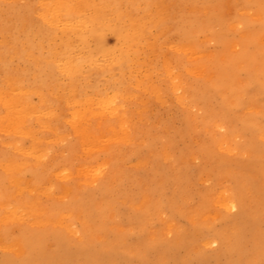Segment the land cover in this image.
<instances>
[{
    "label": "rangeland",
    "instance_id": "obj_1",
    "mask_svg": "<svg viewBox=\"0 0 264 264\" xmlns=\"http://www.w3.org/2000/svg\"><path fill=\"white\" fill-rule=\"evenodd\" d=\"M55 1L0 0V27L3 25L12 29L0 33V45L6 43L8 36L16 37L29 26L34 30L39 25L44 6H50ZM139 4L143 8V1ZM189 6L204 8L203 13L187 12L186 8ZM148 7L144 16L153 15L156 20L158 16L155 12H161L167 14L168 18L159 26L150 27L146 34L149 45L142 44L136 56L130 55L134 62L131 72L133 80L126 85L139 87L124 98L122 110L133 119L140 117L141 120L137 137L125 150V161L119 162L115 168L112 167L114 171H107L95 182L78 184L75 192L64 197L56 196L57 202L45 201V205H52L54 212L62 209L79 214L82 241L95 252L109 249L117 238V229L133 225L126 219L129 217L134 220L132 214L136 207L139 208L136 194L144 193L150 202L161 205L158 212L164 217L179 227L188 228L192 226L186 215H205L200 195L206 189L229 185L233 177L257 180L255 184L264 181V171H260L264 167V139L259 137V134L264 135V90H260L261 83L264 86V0H151ZM122 11L126 9L122 8ZM142 14L141 12L140 16ZM254 15L262 20L253 21L251 16ZM15 27L19 28L17 33L13 31ZM33 32L32 40L42 46L40 52L36 53L41 59L46 57L48 45L53 47L62 34L58 29L55 39L46 41L42 32L37 29ZM231 42L237 45L236 55L228 49ZM88 44L93 49L97 42L89 39ZM121 45L113 31L103 33L104 49L116 52ZM186 45H195L205 53L223 54V59L219 61L215 56L204 55L202 62L206 67V74L212 75L211 72H214V78L207 80L198 75L189 76L186 77V83H180L175 91L172 83L176 80V74L180 73L175 65V58L183 57L182 51ZM15 68L27 79L31 77L27 71V63L18 61ZM1 74L0 69V76ZM224 77L231 79L230 83L224 85ZM146 79H149L148 85L156 90L155 95L143 88L142 81ZM23 84L30 86L33 83ZM79 84L85 92L82 97L69 90L67 83L56 87L58 89L55 94L65 99L64 106L53 98L40 103L37 96H32V103L38 110L37 115L52 116L55 127L62 130L65 126L60 124V119L67 118L74 111L86 113L89 105L81 98L101 100V97L95 96L94 89L90 88L92 83ZM96 91L100 95H111L105 84L98 86ZM180 92L189 94L190 101L186 105L179 106L175 99V95ZM224 106L229 113L224 111ZM99 107L105 112L102 103ZM212 120L225 124L228 131H236L239 135L234 140L235 153L224 155L211 150L208 145L209 133L202 124ZM40 136L41 134H37V137ZM44 141L52 143L51 161L62 166L61 171L63 166L72 168L79 161L88 163L96 159L100 164L104 159L100 154L92 157L93 152L86 151L85 146L75 154V148L70 149V138L60 143V140H55L49 134ZM66 142L70 143L68 149L64 147ZM14 146H18L20 150L15 151ZM161 151L167 154L166 160L156 156ZM29 152V139L21 133L13 128L0 131V194L9 193L10 197L13 195V188L5 181L2 173V167L10 161H17L22 165L25 178L35 174V179L44 184L43 188H49L50 179L54 181V177L46 180L49 169L41 170L33 165ZM110 179L114 181L111 183ZM78 197H83L81 202H77ZM173 199L177 204H170ZM19 210L21 212L15 213L11 222L1 225L5 235L0 242V261L10 259L15 264H21L26 254L32 255V247L23 236V233H27L33 236L43 255L48 258L49 262L46 264H53V261H57L55 264H83L82 259L78 263L77 258L64 262L62 257L65 256L59 255L61 251L57 252L60 250L59 243L74 253L80 243L71 239L59 227L37 228L34 226V217L24 214L22 208ZM237 211L238 207L228 216ZM149 219L152 224L155 223L152 218ZM225 225V219L215 220L205 227V231L211 234ZM14 241L22 244L19 254L10 247ZM135 241V234L127 235V246H133ZM221 248L218 241L205 251L212 256ZM184 254L185 249L179 248L175 259H180ZM131 259L134 264H138L137 257L133 256ZM220 262L212 256L204 264Z\"/></svg>",
    "mask_w": 264,
    "mask_h": 264
},
{
    "label": "bare ground",
    "instance_id": "obj_2",
    "mask_svg": "<svg viewBox=\"0 0 264 264\" xmlns=\"http://www.w3.org/2000/svg\"><path fill=\"white\" fill-rule=\"evenodd\" d=\"M141 1L145 5L143 8H140ZM150 2L151 0H56L50 6H44L39 25L34 30L29 26L16 37L8 36L6 43L0 45V131L13 128L29 139V153L32 155L33 165L41 170L49 169L47 181L50 177L55 178L54 181L50 179L49 188L46 189L43 188V183L35 179V174L25 178L22 165L17 161H10L2 167L5 181L13 188V195L10 197L9 193L0 194V242L5 235L1 225L11 222L14 214L21 212L19 208H22L24 214L34 217V226L37 228L59 227L71 239L80 243L75 253L59 243L60 250L57 252L61 251L59 255L65 256L62 257L64 262L77 258V262L82 261L83 264H134L131 258L135 256L139 259L138 264H204L213 256L216 261H221L220 264H264V181L255 184L257 180L233 177L229 185L206 189L200 195L201 205L205 206V215H186L192 226L188 228L179 227L164 217L158 212L161 205L150 202L144 193L136 194L139 208L136 207L132 214L135 221L129 217L126 219L133 225L126 229L114 228L118 230L117 238L103 252H95L83 243L78 213L62 209L54 212L52 205H45L46 200L56 201L58 195L64 197L75 192L78 184L95 182L104 174L114 171L113 168L125 159V150L137 137L141 118L133 119L122 110L124 98L139 87L126 85L133 80L131 72L134 62L130 55L136 56L142 44L149 45L146 34L150 27H157L168 18L167 14L161 12H155L158 16L156 20L153 15L144 16ZM122 8L126 11H122ZM186 10L190 13H203L204 8L189 6ZM141 12L143 14L140 16ZM251 17L253 21L262 20L256 15ZM18 29L15 27L13 31L17 33ZM35 29L44 34L46 41L54 40L58 29L62 31L58 43L53 47L48 45L47 55L43 59L36 55L42 48L41 44L35 43L31 38ZM9 30L12 29L3 25L0 27V33ZM105 31H113L120 39L122 45L116 52L103 48L102 37ZM89 39L97 42L93 49L89 47ZM236 47L234 42L228 45L233 55H236ZM199 49L195 45H186L182 51L183 57L175 58V65L180 70L172 83L175 91L180 83H186V77L198 75L207 80L214 78V72H211L212 75L206 74L203 57L215 56L222 61L223 54L214 55ZM18 61L28 64L30 78L27 79L17 72L15 66ZM79 78L81 80L78 81ZM228 79L224 77V85L230 83L231 79ZM262 79L264 81V74ZM23 83L33 84L25 86ZM63 83H67V88L79 97L85 94L79 83H92L90 88L94 89L95 96H100L101 100L81 98L89 105L87 112L81 114L74 111L67 118L60 119V124L65 126L61 130L53 124L52 116L37 115L38 110L31 97L37 96L40 103H46L53 98L59 105L64 106L65 99L55 94L58 89L56 87ZM142 83L143 88L155 95L156 90L148 85L149 79ZM104 84L111 95H100L96 91L98 86ZM261 86L260 90H264L263 83ZM188 95L185 92L175 95L179 106L189 103ZM101 103L105 112L101 111L102 106L99 107ZM224 111L228 112L226 106ZM202 125L209 133L208 145L212 151L224 155L236 152L234 140L239 136L236 131H228L225 124L214 120ZM37 134L41 136L37 137ZM49 134L55 140H60V143L70 138V149L75 148V154L81 152L85 146L86 151L93 152L92 157L100 154L104 159L100 164L96 159L88 163L79 161L72 168L63 166L61 171L62 166L51 161L52 143L44 141ZM259 137L264 139L262 134ZM64 144L68 149L70 143ZM14 147L15 151L20 150L18 146ZM156 156L165 160L168 157L165 151L157 153ZM262 170L264 171V167L260 168L261 172ZM113 179H110L111 183ZM82 199L83 197L76 198L77 202ZM170 204L177 202L173 199ZM237 207L238 211L228 216ZM152 209L153 212L150 211ZM149 218L155 223L152 224ZM224 219L227 222L224 227L211 234L205 231V227L213 221ZM130 233L136 235L133 246H127L126 242ZM23 234L28 245L32 247V255L26 254L21 264L48 263V258L43 255L33 236ZM216 238L222 248L211 256L205 250L218 242ZM10 247L17 254L22 250V244L18 241H14ZM179 248L185 249V254L180 259H175ZM56 262L53 261V264ZM0 264L15 262L3 259Z\"/></svg>",
    "mask_w": 264,
    "mask_h": 264
}]
</instances>
